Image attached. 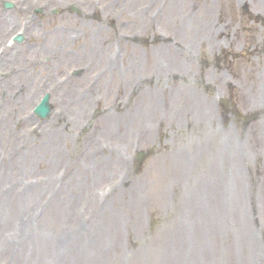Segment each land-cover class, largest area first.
<instances>
[{
    "label": "rangeland",
    "instance_id": "1",
    "mask_svg": "<svg viewBox=\"0 0 264 264\" xmlns=\"http://www.w3.org/2000/svg\"><path fill=\"white\" fill-rule=\"evenodd\" d=\"M124 1L0 0V264H264V0Z\"/></svg>",
    "mask_w": 264,
    "mask_h": 264
},
{
    "label": "bare ground",
    "instance_id": "2",
    "mask_svg": "<svg viewBox=\"0 0 264 264\" xmlns=\"http://www.w3.org/2000/svg\"><path fill=\"white\" fill-rule=\"evenodd\" d=\"M141 1H143V0H125L124 1V3H125V6L124 7L127 8L128 11H131L134 7H136V5H139L141 3ZM172 7H173V5H172ZM137 11H141V8H138ZM200 27H201L202 30H204V26L202 24L200 25ZM26 34H29V27L28 26H25V36H26ZM97 49H99V48H97ZM5 51H6V49H5ZM100 55H102V58H103V50H101L100 52H98L96 54V56L93 58V60L100 62L99 61L100 60V58H99ZM15 58H11L10 59L11 60L10 63L16 64L17 61H18V58H16V59ZM20 63H21V65H23V64L26 63V61H23V62L20 61ZM170 66L173 67V72L174 73H176V71H178L177 70L178 69V66L177 65L176 66L175 65H170ZM184 77H186V80H187L188 77L191 78L192 76L190 75L189 71L186 72V70H185L184 71V74H183V78ZM194 98H195V104H194V100H193V103L191 105V108L193 107V114L198 115V116H202V117H204L206 119L209 116L210 112H211V105H210L209 101H204L202 99H199L198 96H197V94L194 95ZM1 122H2V119L0 117V123ZM5 130L6 131L8 130V126L7 125L5 127ZM219 135H220V137L216 140L217 141V145H216V150L217 151H219V149H220V146L219 145H220V142H221V134L219 133ZM205 138L206 139L208 138L207 137V134L205 135ZM209 156H211V158H215V154H213V153H211ZM6 174H7V171H6ZM6 174L3 175V176H0V183L5 178Z\"/></svg>",
    "mask_w": 264,
    "mask_h": 264
}]
</instances>
